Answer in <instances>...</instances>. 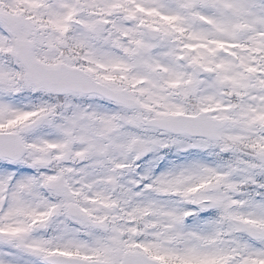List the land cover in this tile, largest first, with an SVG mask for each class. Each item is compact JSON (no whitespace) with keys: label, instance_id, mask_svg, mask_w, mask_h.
<instances>
[{"label":"snow or ice","instance_id":"1","mask_svg":"<svg viewBox=\"0 0 264 264\" xmlns=\"http://www.w3.org/2000/svg\"><path fill=\"white\" fill-rule=\"evenodd\" d=\"M0 264H264V0H0Z\"/></svg>","mask_w":264,"mask_h":264}]
</instances>
